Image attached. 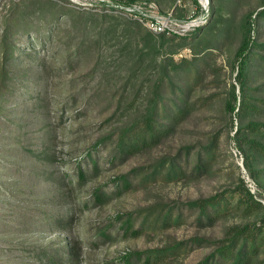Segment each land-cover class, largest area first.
<instances>
[{
    "label": "rangeland",
    "instance_id": "374dc122",
    "mask_svg": "<svg viewBox=\"0 0 264 264\" xmlns=\"http://www.w3.org/2000/svg\"><path fill=\"white\" fill-rule=\"evenodd\" d=\"M118 2L41 0L28 7L29 12H33L29 20L40 27L44 38H48L51 27L54 35L52 40L47 39L43 44L36 35H30L29 42L24 36L19 38V61L10 64L5 80L0 79V264H39L30 251L59 247L66 238L65 232L31 229L42 225L41 222L31 223L33 214L49 208L38 200L54 195L48 192V183L38 182L37 174H29L34 160L29 159L25 150L31 146L35 150L42 148L38 135L47 113L56 130L51 151L57 155L54 170L58 174L68 172L71 164H91L90 154L98 158L101 171L90 179L84 187L85 192L98 185L116 190L119 177L133 168L148 165L161 155L175 154L184 145H202L213 133H221L216 161L210 172L200 177L141 186L136 179L130 189L119 185L120 193L116 191L113 199L97 206L93 201V205L84 211L73 231L74 237L80 236L79 239L85 238L88 230L118 220L117 214L137 212L155 204H184L222 194L234 189L241 179L247 186L245 177L249 176V170L245 155L234 138L238 123L236 111H228L225 103L232 83L236 84V72L231 65L240 43L241 25L248 20L255 22L264 10V0H220L221 14L228 20L227 30L224 34L216 32L212 35L217 48L212 49L210 66L202 85L195 87L190 96L191 102H195L215 95V102L198 109L200 103H195L188 119L163 143L128 159H118L113 164L108 162L113 154L111 143L97 147L99 138L118 132L120 127L138 117L157 77L159 61L164 56H173L176 60L192 56L189 46L182 44L184 39L189 41L191 32L185 35L161 32L166 33L161 42V33L146 24L154 15L148 5L156 4L160 14L188 20L202 15L204 1L137 2L135 5L141 6L147 16L135 15L129 9L135 5L131 7ZM13 14L12 0H0V33L6 19ZM131 17L142 21L143 28L131 25ZM146 30L153 33V43L160 47L157 59L145 49L149 38L145 35ZM260 36L264 40V32ZM42 80L46 81L50 95L45 109L36 110V99L32 95L44 92ZM32 84L37 89H33ZM19 123L23 124L22 128ZM20 140L26 144L24 148L17 143ZM187 167L192 169V162ZM11 183L15 187L10 192ZM258 189L255 195L264 202V192ZM252 218L249 213L233 210L213 223L200 224L194 209L189 211L186 207L181 223L163 231L146 230L141 235H125L119 231V225H115L111 228L114 230L111 241L96 248L85 245L83 264H103L106 260L120 259L126 253L163 248L176 241H185L187 245L163 264H197L214 249L212 244L227 235L231 226L247 223ZM195 238L209 239L212 243L199 242ZM258 261L257 264H264V252ZM137 264L143 262L137 261Z\"/></svg>",
    "mask_w": 264,
    "mask_h": 264
},
{
    "label": "trees",
    "instance_id": "16d2710c",
    "mask_svg": "<svg viewBox=\"0 0 264 264\" xmlns=\"http://www.w3.org/2000/svg\"><path fill=\"white\" fill-rule=\"evenodd\" d=\"M40 1L12 0L14 14L6 19L0 33V79L2 80L8 75L10 64L19 61L21 54L19 38L24 36L29 42L30 35H36L42 44L47 39L53 38L52 27L47 32L48 38H44L45 35L40 27H36L29 20L30 13L33 12H29L28 7ZM137 2L141 3L142 0H119L118 4L132 7ZM220 10V0H209L206 22L191 32L189 41L184 39L182 42L192 50V56L178 60L173 56H164L159 61L157 77L148 90L149 97L138 117L128 125L120 127L118 132L113 133L114 136L107 134L99 138L97 147L109 143L112 145L113 154L108 158V162L114 164L118 159H128L163 143L188 119L196 107L195 103H200L196 107L198 109L202 105L215 102V95L202 97L195 102H191L190 96L195 87L202 85L205 72L210 66L212 49L217 48L213 43L212 35L216 32L224 34L227 30L228 20L223 17ZM129 23L140 29L143 28L142 21L136 17H131ZM241 27L240 43L236 50L235 61L231 65L232 70L236 72V84L231 85L225 107L231 113L236 111L235 117L238 123L234 138L244 152L249 175L264 192V40L260 36L264 32V10L258 14L255 22L248 20L243 22ZM145 35L149 36L145 49L153 53L157 59L160 47L157 43H153L152 32L146 30ZM159 35L163 42L166 33ZM41 63L44 67L45 57L42 58ZM42 82L44 92L32 95V98L36 99L34 106L36 110L45 109L44 105L50 95L46 81L42 80ZM31 87L37 89L34 84ZM49 116V113L45 115V122L39 130L38 142L42 144V148L35 150L31 146L25 149L29 159L34 160V165L28 170L29 174H37L36 180L48 183V192L54 194L38 200V203L49 208L37 210L33 214L35 216L32 215L31 223L41 222L42 225L31 229L65 232L66 238L59 247L37 248L30 251L34 253V258L39 264H83L85 245L96 248L111 241L114 231L111 228L115 225L116 227L119 225V231L125 235H141L146 230L163 231L181 223L186 207L189 211L194 209L196 220L200 224L206 221L213 223L233 210L249 213V217H253L247 223L231 226L227 235L212 244L214 249L197 264H257L259 262L258 257L264 252V203L250 191L244 179L239 180L234 189L222 194L191 200L184 204H155L137 212L117 214L118 220H111V223L101 225L96 230H88L85 238L74 237V228L84 211L93 205V201L97 206L113 199L117 192L120 193L119 185H123L124 189H130L136 179L141 186L200 177L210 172L216 161L221 133H213L202 145H184L175 154H164L148 165L133 168L119 177L116 190L111 191L105 186L98 185L85 192L84 187L90 179L101 171L98 158H93L90 154L91 164L85 165L79 162L71 164L68 172L58 174L54 170L57 155L55 151H51L55 144L56 130L51 125ZM18 125L19 128L23 127L21 123ZM17 143L21 148L26 145L23 140ZM190 162L193 164L192 169L187 167ZM37 163L40 164L38 167ZM11 185L8 187L10 192L15 187L13 183ZM4 190L6 191V188ZM194 240L212 243L209 239ZM186 245L185 241H176L167 247L147 251L136 250L122 255L120 259L106 260L102 263L137 264V261H141L143 264H163L181 253Z\"/></svg>",
    "mask_w": 264,
    "mask_h": 264
},
{
    "label": "built area",
    "instance_id": "2783aa9c",
    "mask_svg": "<svg viewBox=\"0 0 264 264\" xmlns=\"http://www.w3.org/2000/svg\"><path fill=\"white\" fill-rule=\"evenodd\" d=\"M203 12L202 15L193 16L188 20H177L172 18L171 14H160L158 12V6L154 3L148 5V10L152 11L154 15H151L150 19L146 22V24L155 32H175L178 34H188L194 31L199 26L203 25L206 22L209 11V0H203ZM128 9V8H127ZM132 11L135 12V15L141 14L147 16L148 14L144 13L141 6H133ZM138 12V13H136ZM245 181L247 182V187L254 194L259 190L256 182L251 178V176L247 175L245 177Z\"/></svg>",
    "mask_w": 264,
    "mask_h": 264
},
{
    "label": "water",
    "instance_id": "95a60500",
    "mask_svg": "<svg viewBox=\"0 0 264 264\" xmlns=\"http://www.w3.org/2000/svg\"><path fill=\"white\" fill-rule=\"evenodd\" d=\"M264 203V202H263Z\"/></svg>",
    "mask_w": 264,
    "mask_h": 264
}]
</instances>
